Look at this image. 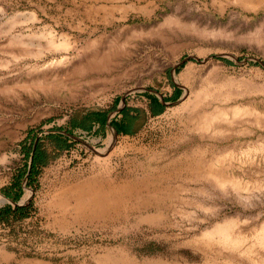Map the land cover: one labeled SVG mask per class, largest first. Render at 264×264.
Instances as JSON below:
<instances>
[{
  "label": "rangeland",
  "instance_id": "1",
  "mask_svg": "<svg viewBox=\"0 0 264 264\" xmlns=\"http://www.w3.org/2000/svg\"><path fill=\"white\" fill-rule=\"evenodd\" d=\"M173 86L134 134L56 148L81 113ZM32 138L48 160L0 264H264V0H0V187ZM228 219L242 243L211 232Z\"/></svg>",
  "mask_w": 264,
  "mask_h": 264
},
{
  "label": "crops",
  "instance_id": "2",
  "mask_svg": "<svg viewBox=\"0 0 264 264\" xmlns=\"http://www.w3.org/2000/svg\"><path fill=\"white\" fill-rule=\"evenodd\" d=\"M177 86L168 93L157 90H149L142 97V105L129 104L122 100L114 99L113 104L107 108L85 111L71 119L66 126L69 141L78 133L89 140L93 137L95 141L105 139L107 136L132 135L150 117L158 116L164 112L166 104L173 101L177 94ZM94 142V141H93Z\"/></svg>",
  "mask_w": 264,
  "mask_h": 264
},
{
  "label": "trees",
  "instance_id": "3",
  "mask_svg": "<svg viewBox=\"0 0 264 264\" xmlns=\"http://www.w3.org/2000/svg\"><path fill=\"white\" fill-rule=\"evenodd\" d=\"M225 60V59H224ZM227 61V60H226ZM177 94L179 96L181 89L176 87ZM56 136L64 140V144L57 143L56 148H66L69 137L66 133H58ZM24 156L27 159L26 163L16 169L12 176V179L8 185L0 187V192L10 198L13 202H17L22 196L24 190L22 180L25 179L26 183H31L36 176L39 167L47 163V154L41 149L38 141H34V138L29 142L26 148L23 149ZM29 206L13 205L11 203H5L0 206V221H7L10 217L22 218L28 215Z\"/></svg>",
  "mask_w": 264,
  "mask_h": 264
},
{
  "label": "bare ground",
  "instance_id": "4",
  "mask_svg": "<svg viewBox=\"0 0 264 264\" xmlns=\"http://www.w3.org/2000/svg\"><path fill=\"white\" fill-rule=\"evenodd\" d=\"M235 109L236 110H234V111L237 114L244 111V108H237V107H235ZM202 113L204 114V116H201V118H200V120L198 122V128H200V129L202 128V129H206V130L210 128V126H211L210 123H212L213 119L217 118V116L223 117L224 115H226V113L224 114V112L222 110L218 109V108L217 109L215 108V109H213L212 111H209V112L204 111ZM210 170L211 169L209 168V170L207 171V174L212 175L216 179L217 173L213 172L212 170L210 171ZM219 176H220V177H218L219 179H216V180L218 182H223L224 181V178L220 174H219ZM1 200H2V198H1ZM230 226H231L230 220L229 219L228 220H224L223 223L216 224L213 227V229H212L211 232H215V231L219 232L218 233L219 237L221 238V240H223L225 242L226 241H229V240L232 241L233 235H235L236 237H239V239H236V241L242 243L243 242V237L235 234L232 231V229L230 228ZM262 228L263 227L261 226L259 231H261ZM261 236H263V234H260L259 238ZM263 242H264V240H263ZM240 244H236L235 243V245H240ZM242 250H243V252H249V251L253 250V248L251 246L247 245Z\"/></svg>",
  "mask_w": 264,
  "mask_h": 264
},
{
  "label": "water",
  "instance_id": "5",
  "mask_svg": "<svg viewBox=\"0 0 264 264\" xmlns=\"http://www.w3.org/2000/svg\"><path fill=\"white\" fill-rule=\"evenodd\" d=\"M7 199H8L9 202H11V203L14 204V205H22L20 201L13 202V201H12L10 198H8V197H7Z\"/></svg>",
  "mask_w": 264,
  "mask_h": 264
}]
</instances>
